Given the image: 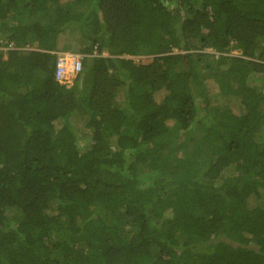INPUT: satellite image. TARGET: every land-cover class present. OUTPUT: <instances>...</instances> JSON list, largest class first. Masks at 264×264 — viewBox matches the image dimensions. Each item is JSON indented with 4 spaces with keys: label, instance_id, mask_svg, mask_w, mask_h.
Wrapping results in <instances>:
<instances>
[{
    "label": "trees",
    "instance_id": "trees-1",
    "mask_svg": "<svg viewBox=\"0 0 264 264\" xmlns=\"http://www.w3.org/2000/svg\"><path fill=\"white\" fill-rule=\"evenodd\" d=\"M0 264H264V0H0Z\"/></svg>",
    "mask_w": 264,
    "mask_h": 264
},
{
    "label": "rangeland",
    "instance_id": "rangeland-1",
    "mask_svg": "<svg viewBox=\"0 0 264 264\" xmlns=\"http://www.w3.org/2000/svg\"><path fill=\"white\" fill-rule=\"evenodd\" d=\"M61 52H65V51H61ZM67 52H69V51H67ZM175 53H178V52H175ZM183 53H185V52H183ZM202 53L208 54V57L212 56V55L215 56V58L219 57V54L215 53V51H213L212 49H207L205 51H202ZM230 55L239 56L240 52H239V50H233V51H231ZM6 57H7V54H4V58H6ZM124 58H132L134 61H136L139 64H148L153 60V57H151V56H138V57L124 56ZM225 67H226L225 65H222V67H220V69L224 70ZM75 80H76V78L71 77L69 79V81L67 82L66 86L69 88L73 87L75 82H76ZM79 86H80L79 87V89H80L82 84H80ZM206 92H207V95L210 99V105L212 108L224 109V108L229 107L235 113L241 112L242 108H241V104L239 102V99L236 96L234 97V95H233V97L227 98V96L221 92L218 83L214 79L206 80ZM123 94H124V91L121 90L116 97V101H117L118 105L123 104ZM76 97L78 98V101H79L77 113H78L79 118L82 120L84 115H85V109H84V106L82 105V103L80 101L78 92L76 93ZM199 134H200V131L197 132L196 138L198 137ZM173 147H174L173 145L170 146L169 150H174ZM187 152H188L187 148H180V149L176 150L175 155L182 158L183 156H185V154ZM145 170H146V168L142 167V169L140 171L143 172ZM10 211L11 212L9 214L11 215V218L12 217L14 218L16 215L19 214L18 212H16V210H10Z\"/></svg>",
    "mask_w": 264,
    "mask_h": 264
},
{
    "label": "built area",
    "instance_id": "built-area-1",
    "mask_svg": "<svg viewBox=\"0 0 264 264\" xmlns=\"http://www.w3.org/2000/svg\"><path fill=\"white\" fill-rule=\"evenodd\" d=\"M10 44L4 51L14 50ZM84 56L71 52H55V79L60 84L67 85L71 77L76 78L82 72Z\"/></svg>",
    "mask_w": 264,
    "mask_h": 264
}]
</instances>
